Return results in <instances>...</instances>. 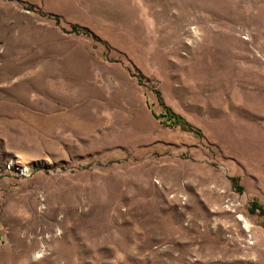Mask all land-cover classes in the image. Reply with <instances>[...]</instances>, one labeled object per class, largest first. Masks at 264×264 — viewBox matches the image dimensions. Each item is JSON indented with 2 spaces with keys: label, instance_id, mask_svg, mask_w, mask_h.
<instances>
[{
  "label": "rangeland",
  "instance_id": "374dc122",
  "mask_svg": "<svg viewBox=\"0 0 264 264\" xmlns=\"http://www.w3.org/2000/svg\"><path fill=\"white\" fill-rule=\"evenodd\" d=\"M253 202L264 0H0V264H264Z\"/></svg>",
  "mask_w": 264,
  "mask_h": 264
},
{
  "label": "trees",
  "instance_id": "16d2710c",
  "mask_svg": "<svg viewBox=\"0 0 264 264\" xmlns=\"http://www.w3.org/2000/svg\"><path fill=\"white\" fill-rule=\"evenodd\" d=\"M74 29L76 30H79V29H82L80 28L79 26H74ZM171 116H173L174 114L170 113ZM174 125H182L184 126L185 128L191 130L192 132H195V133H198L199 131L194 129L192 126H190L189 124H187L185 121L182 120V118L179 116V117H175V120H174ZM257 210H260V214H262L264 216V208L261 206V205H258L256 202H253V204L250 206V210L252 212H255Z\"/></svg>",
  "mask_w": 264,
  "mask_h": 264
}]
</instances>
